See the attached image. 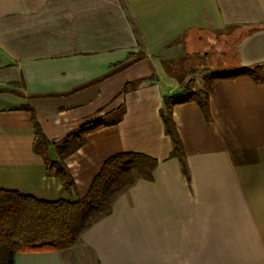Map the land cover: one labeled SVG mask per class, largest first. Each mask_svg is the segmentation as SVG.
<instances>
[{"label":"crops","instance_id":"crops-1","mask_svg":"<svg viewBox=\"0 0 264 264\" xmlns=\"http://www.w3.org/2000/svg\"><path fill=\"white\" fill-rule=\"evenodd\" d=\"M230 27H264V0H0V190L74 201L113 154L157 160L74 244L15 264H264V73L214 80L209 118L171 107L185 171L161 117ZM34 117L51 142L102 122L64 159L70 190L34 150Z\"/></svg>","mask_w":264,"mask_h":264},{"label":"trees","instance_id":"trees-1","mask_svg":"<svg viewBox=\"0 0 264 264\" xmlns=\"http://www.w3.org/2000/svg\"><path fill=\"white\" fill-rule=\"evenodd\" d=\"M262 65L242 67L238 64L232 69L215 70L204 76L202 88L194 91L186 83L180 91L164 97L161 117L165 133L172 142L170 156L179 158L184 171L182 144L171 116V107L194 100L204 117L209 118L207 99L212 82L243 74L258 80ZM101 124L100 120L92 121L59 142H51L34 117V150L44 156L47 174L59 176L67 190L73 188L74 183L64 159L83 143L85 133ZM50 145H55L59 160L54 161L48 156ZM156 164L155 158L143 153L113 154L94 176L85 196L74 201H43L16 191L0 190V264H15L14 257L18 252L57 250L74 244L86 228L110 212L111 203L118 193L138 178L150 179Z\"/></svg>","mask_w":264,"mask_h":264},{"label":"rangeland","instance_id":"rangeland-1","mask_svg":"<svg viewBox=\"0 0 264 264\" xmlns=\"http://www.w3.org/2000/svg\"><path fill=\"white\" fill-rule=\"evenodd\" d=\"M253 28L230 27L219 30L205 37V42L199 45V54L207 52V60H199L191 73L188 74L183 84H188L192 89L198 90L204 85V76L215 70L232 69L238 66L236 43ZM203 39V38H202ZM264 66V62L261 63ZM264 71H258L261 76Z\"/></svg>","mask_w":264,"mask_h":264},{"label":"water","instance_id":"water-1","mask_svg":"<svg viewBox=\"0 0 264 264\" xmlns=\"http://www.w3.org/2000/svg\"><path fill=\"white\" fill-rule=\"evenodd\" d=\"M239 64L250 67L264 62V28L251 31L235 45Z\"/></svg>","mask_w":264,"mask_h":264}]
</instances>
